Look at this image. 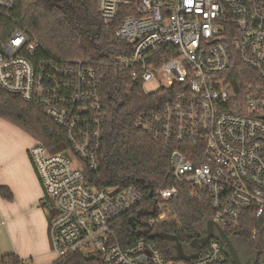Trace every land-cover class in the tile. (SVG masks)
<instances>
[{"label": "built area", "instance_id": "obj_1", "mask_svg": "<svg viewBox=\"0 0 264 264\" xmlns=\"http://www.w3.org/2000/svg\"><path fill=\"white\" fill-rule=\"evenodd\" d=\"M14 2L0 0V12ZM97 7L107 26L121 17L114 36L124 51L113 64L155 97L133 125L171 148L175 182L151 195L132 184H91L86 172L100 169L106 124L103 73L82 60L37 57L38 42L13 30L0 40V87L40 106L67 146L50 153L35 141L27 150L50 253L102 264H223L214 237L188 261L166 259L152 239L122 246L115 238L114 225L133 210L155 204L149 224L164 218L185 181L208 190L207 219L235 236L243 219H256L249 235L261 230L263 256L253 264H264V0H97Z\"/></svg>", "mask_w": 264, "mask_h": 264}, {"label": "trees", "instance_id": "obj_2", "mask_svg": "<svg viewBox=\"0 0 264 264\" xmlns=\"http://www.w3.org/2000/svg\"><path fill=\"white\" fill-rule=\"evenodd\" d=\"M120 18L118 15L107 26L99 14L97 0H15L7 12H0V40L15 29H22L38 42L37 57L82 60L100 69L103 73L101 96L106 112L101 166L96 173L86 172V177L97 188H121L132 184L145 194L146 190L137 181L139 178L154 188L174 184L169 159L171 148L164 147L151 134L133 125L137 115L155 97L142 94L140 88L113 64L114 56L124 51L123 42L114 36ZM0 118L30 135L50 153L67 148L62 129L44 114L40 106L26 102L1 87ZM177 186L179 193L169 201L164 218L158 220L155 226L157 230L175 235L180 242L188 243L196 235L199 225L207 219L209 192L204 187L191 186L185 181ZM0 195L11 198V192L3 186H0ZM136 213L137 210L129 212L114 225L115 238L122 246L144 238L129 220ZM256 225V219L247 216L237 227L238 236L227 227L224 230L232 240L245 241L260 257L263 256L259 252L261 230L258 229L254 240L249 235ZM152 241L166 259L176 260L167 243L158 238ZM225 257L223 264H229L230 258L226 253ZM0 264H32V260L9 252L0 255ZM51 264L102 262L73 253Z\"/></svg>", "mask_w": 264, "mask_h": 264}, {"label": "crops", "instance_id": "obj_3", "mask_svg": "<svg viewBox=\"0 0 264 264\" xmlns=\"http://www.w3.org/2000/svg\"><path fill=\"white\" fill-rule=\"evenodd\" d=\"M35 140L0 118V186L11 198L0 195V255L13 252L32 264H51L47 218L40 206L42 188L27 150Z\"/></svg>", "mask_w": 264, "mask_h": 264}, {"label": "water", "instance_id": "obj_4", "mask_svg": "<svg viewBox=\"0 0 264 264\" xmlns=\"http://www.w3.org/2000/svg\"><path fill=\"white\" fill-rule=\"evenodd\" d=\"M137 181L141 184L142 188L144 190H148V194H152V184L146 183L142 178L137 179ZM155 204L152 206L151 210L148 211H138L134 217H129L130 222L132 223V227L134 228L136 224H139L142 226V230H139L140 234L144 236L147 239H160L163 242L167 243L168 247L172 250L174 254V259L176 260H183L188 261L190 259H193L197 257V255L200 253L202 246L210 239V238H217L219 239L224 246V253L228 255L230 258V262L233 264H243L237 255V252L235 250V247L233 245V240L227 233L224 231L222 227H220L218 224L213 222L211 219H206L203 223L204 229L201 232V236L192 239L189 242V247L193 249V252L191 254H186L183 248V244L178 240V238L173 235L169 234L167 232H163L160 230H153L151 225L147 222H139V218L141 215H154L155 214ZM199 227V228H202ZM256 253V252H255ZM256 255V259L258 257V254Z\"/></svg>", "mask_w": 264, "mask_h": 264}, {"label": "flooded vegetation", "instance_id": "obj_5", "mask_svg": "<svg viewBox=\"0 0 264 264\" xmlns=\"http://www.w3.org/2000/svg\"><path fill=\"white\" fill-rule=\"evenodd\" d=\"M144 211H148V209H145ZM150 217H151V215H148V214L141 215L139 218V222L149 223ZM135 227H138L139 230L143 229L142 226H140L139 224H136ZM151 227L153 228V230H157L155 224H152ZM203 229H204V227L198 228V231H197L196 235L194 236V238L200 237L202 235L201 232ZM206 243L202 246V249L204 248ZM182 244H183V248H184V251L186 254H191L193 252V249L191 247H189V245H188L189 242L188 243L183 242ZM233 245L235 247V250L237 252L239 260L243 264H253L255 262V260H256L255 250L251 249L250 246L245 241L236 239V240H233ZM229 264H233V263L230 262Z\"/></svg>", "mask_w": 264, "mask_h": 264}, {"label": "rangeland", "instance_id": "obj_6", "mask_svg": "<svg viewBox=\"0 0 264 264\" xmlns=\"http://www.w3.org/2000/svg\"><path fill=\"white\" fill-rule=\"evenodd\" d=\"M152 85L151 84H148L147 85V88H150ZM203 225H202V223L199 225V227H202ZM235 239V238H234ZM236 240V239H235Z\"/></svg>", "mask_w": 264, "mask_h": 264}]
</instances>
